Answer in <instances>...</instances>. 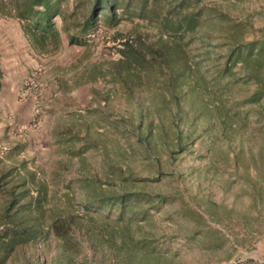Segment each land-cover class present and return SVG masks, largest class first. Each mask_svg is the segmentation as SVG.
<instances>
[{"label":"rangeland","instance_id":"obj_1","mask_svg":"<svg viewBox=\"0 0 264 264\" xmlns=\"http://www.w3.org/2000/svg\"><path fill=\"white\" fill-rule=\"evenodd\" d=\"M200 7L176 87L150 50L178 35L155 24L99 17L84 46L62 32L40 56L0 18V236L25 231L11 250L0 237V264H264V114L248 101L264 59L225 73L234 46L264 43V0Z\"/></svg>","mask_w":264,"mask_h":264},{"label":"trees","instance_id":"obj_2","mask_svg":"<svg viewBox=\"0 0 264 264\" xmlns=\"http://www.w3.org/2000/svg\"><path fill=\"white\" fill-rule=\"evenodd\" d=\"M202 0H76L75 9L66 10V0H0V18L16 19L20 23L23 36L28 41L32 51L40 56L56 51L61 33H68L70 45L84 46L86 37L96 26L99 17L103 18L110 28L117 27L122 20L138 18L150 24H155L163 33L178 35L177 41L159 40V47L150 50L157 55L160 61L169 69L172 75L173 86H180L186 81L189 66L185 49L179 40L195 30L200 21V3ZM79 11V12H78ZM222 19L226 17L221 16ZM60 22V28L58 23ZM74 31L75 33H70ZM129 35L124 36L115 32L113 40L123 48V54L131 61H136L135 53L140 47L133 43ZM133 40V41H132ZM260 42V41H258ZM242 45V43L240 44ZM234 46L225 55V73L232 74L233 68L239 64H247L250 59L260 63L264 59V43L260 42L259 49H255L257 42L251 41L243 47ZM148 52V50H147ZM149 53V52H148ZM224 73V74H225ZM2 74L0 71V78ZM94 79V78H93ZM217 79H223L222 73ZM256 89L248 98L249 103H256L259 114H264V81L256 79ZM263 100V102H262ZM9 173V172H8ZM24 194H20L22 197ZM11 206L18 203L12 198ZM25 231L12 233L10 236L4 233L0 237L8 238L7 247L11 250L13 245L20 241ZM4 242V241H1ZM4 245V244H0ZM0 251H2L0 249Z\"/></svg>","mask_w":264,"mask_h":264},{"label":"built area","instance_id":"obj_3","mask_svg":"<svg viewBox=\"0 0 264 264\" xmlns=\"http://www.w3.org/2000/svg\"><path fill=\"white\" fill-rule=\"evenodd\" d=\"M34 84H35V81H34L33 78H30L28 81H26V82L23 83L22 88H21V90L23 92V96H27L29 94V91L31 90V87Z\"/></svg>","mask_w":264,"mask_h":264},{"label":"crops","instance_id":"obj_4","mask_svg":"<svg viewBox=\"0 0 264 264\" xmlns=\"http://www.w3.org/2000/svg\"><path fill=\"white\" fill-rule=\"evenodd\" d=\"M4 25V24H3ZM8 33L11 35V30L8 31ZM16 34V29H13V35ZM32 52V51H31ZM31 56H27V58L29 59V61H33V52L30 53ZM14 63H16V60L14 61ZM32 65V64H31ZM1 71V70H0ZM2 76L0 78V90H1V85H3L4 80H5V76H3V72H1Z\"/></svg>","mask_w":264,"mask_h":264}]
</instances>
